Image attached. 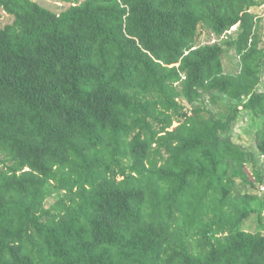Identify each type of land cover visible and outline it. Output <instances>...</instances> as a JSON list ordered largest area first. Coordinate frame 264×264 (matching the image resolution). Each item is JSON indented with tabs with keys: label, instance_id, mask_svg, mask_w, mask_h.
<instances>
[{
	"label": "trees",
	"instance_id": "16d2710c",
	"mask_svg": "<svg viewBox=\"0 0 264 264\" xmlns=\"http://www.w3.org/2000/svg\"><path fill=\"white\" fill-rule=\"evenodd\" d=\"M61 2L0 0V264H264L263 2Z\"/></svg>",
	"mask_w": 264,
	"mask_h": 264
},
{
	"label": "rangeland",
	"instance_id": "374dc122",
	"mask_svg": "<svg viewBox=\"0 0 264 264\" xmlns=\"http://www.w3.org/2000/svg\"><path fill=\"white\" fill-rule=\"evenodd\" d=\"M40 4L41 6L51 10L52 12L56 14L62 13L66 8L70 6V4H66L61 2V0H32ZM84 0H80V2H83ZM263 2L261 6L258 8V10H255L254 12L257 14V16L264 21V0H260ZM14 21V18L8 14H6L4 11L0 10V28H4L9 24H12ZM264 27V23H263ZM238 34V27L234 28L231 32L224 35L222 38L217 39L213 35H208L206 33H202L199 38L198 45H204V44H222L224 41H227L229 39H235ZM224 69H229L232 73H237L240 70L239 66V59L237 58L234 50H225L223 59H222ZM228 71V70H227ZM264 89V88H263ZM196 104L195 106H197ZM227 105L228 100L227 99H221L219 102H214L211 100L209 95L205 96V108L206 111L203 113L206 117L210 116L211 112L214 115L225 113L227 112ZM199 106V105H198ZM177 126V123L175 124ZM255 132L256 129L252 126H250V122L248 117L246 116V113H241L238 119L232 124L231 131H230V137L234 142L237 144L243 146L244 148L248 149L250 152H256L255 147ZM264 159H262L263 161ZM248 175L251 176L252 179H255V175L253 174V167L252 165H249L247 168ZM258 186H261V190H257L254 192V194H258L259 196L264 195V183L258 184ZM60 195V194H58ZM62 195V193H61Z\"/></svg>",
	"mask_w": 264,
	"mask_h": 264
}]
</instances>
